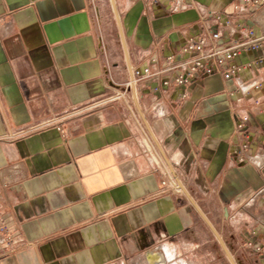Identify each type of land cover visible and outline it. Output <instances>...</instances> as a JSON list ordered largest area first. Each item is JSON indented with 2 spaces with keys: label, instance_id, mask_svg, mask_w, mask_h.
Here are the masks:
<instances>
[{
  "label": "crops",
  "instance_id": "obj_1",
  "mask_svg": "<svg viewBox=\"0 0 264 264\" xmlns=\"http://www.w3.org/2000/svg\"><path fill=\"white\" fill-rule=\"evenodd\" d=\"M240 1L172 12L115 0L127 58L112 0H0V207L13 240L0 264H231L222 243L236 264H264V50L234 60V78L197 77L184 99L154 81L123 86L206 31L199 7L264 31V6L236 16ZM167 174L180 191L162 186Z\"/></svg>",
  "mask_w": 264,
  "mask_h": 264
},
{
  "label": "built area",
  "instance_id": "obj_2",
  "mask_svg": "<svg viewBox=\"0 0 264 264\" xmlns=\"http://www.w3.org/2000/svg\"><path fill=\"white\" fill-rule=\"evenodd\" d=\"M153 5H163L170 7L172 12H179L189 8H194L191 0H151ZM264 6V0H241L234 6L236 16L250 14L256 9ZM201 20L206 31L187 39L184 45L173 54L166 56L162 67H157L158 60H152L151 64L143 68L132 70L131 80L125 82L123 86L135 87L140 81H154L153 90L160 91V86H175L184 88L178 93L182 99L187 96V88L197 77H209L222 73L225 79L237 76L242 67L233 64V61L242 57L248 52H259L264 50V31L258 32L254 28L248 27L241 21L229 17L221 12H216L205 7H199ZM257 62H264V55ZM260 83L254 85L259 89ZM125 96V92H119L109 97L106 102H113ZM248 117L242 119L239 128L244 127V122ZM243 136V146L237 151L241 160L247 156L250 142ZM168 180L162 182V186L171 187L180 191L174 178L168 174ZM0 244L11 246L13 244L11 231L7 224L6 215L0 207ZM0 249V254H1ZM259 252L264 256V247Z\"/></svg>",
  "mask_w": 264,
  "mask_h": 264
},
{
  "label": "water",
  "instance_id": "obj_3",
  "mask_svg": "<svg viewBox=\"0 0 264 264\" xmlns=\"http://www.w3.org/2000/svg\"><path fill=\"white\" fill-rule=\"evenodd\" d=\"M112 3H113V7H114V10H115L116 16H117V20H118V24H119V28H120V33H121V38L123 40L126 56L128 58V50H127L126 42H125V39H124L122 25H121V22H120V19H119V15H118V11H117V8H116L115 0H112ZM198 210L200 211V209H198ZM200 213H202V212L200 211ZM206 221H207V219H206ZM222 244H223V247H224V249H225V251H226V253H227L228 257H229V260H230L231 264H236L235 261L233 260V258L231 257L227 247L224 245V243H222Z\"/></svg>",
  "mask_w": 264,
  "mask_h": 264
},
{
  "label": "rangeland",
  "instance_id": "obj_4",
  "mask_svg": "<svg viewBox=\"0 0 264 264\" xmlns=\"http://www.w3.org/2000/svg\"><path fill=\"white\" fill-rule=\"evenodd\" d=\"M261 254V253H260ZM262 255V254H261Z\"/></svg>",
  "mask_w": 264,
  "mask_h": 264
}]
</instances>
